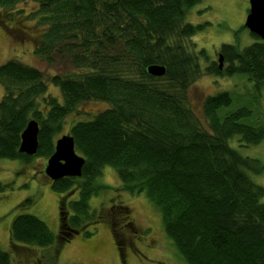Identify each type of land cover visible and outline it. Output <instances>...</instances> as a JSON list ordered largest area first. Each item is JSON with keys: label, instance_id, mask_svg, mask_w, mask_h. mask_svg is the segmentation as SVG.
I'll return each instance as SVG.
<instances>
[{"label": "trees", "instance_id": "1", "mask_svg": "<svg viewBox=\"0 0 264 264\" xmlns=\"http://www.w3.org/2000/svg\"><path fill=\"white\" fill-rule=\"evenodd\" d=\"M199 2L0 0L5 27V18L33 24L37 58L48 65L58 58L73 69L44 74L13 58L0 65V161H48L62 136L73 138L84 160L80 177L50 184L60 196L58 235L25 212L27 201L18 203L0 264H12V250L20 247L45 250L59 239L62 245L91 237L102 211L89 201L107 189L99 184L104 168L114 171L123 192L146 202L180 264H264V188L252 179L264 166L240 152L264 140V43L243 24L252 43L223 44L215 51L218 63L211 60L215 52L192 41L210 24L186 20ZM29 3L35 9L28 13L18 7ZM153 66L164 75H151ZM204 75L249 86L235 100L221 91L195 107L189 93ZM87 102L108 107L81 113ZM31 121L39 129L34 156L19 151ZM9 184L0 183V203L11 197L4 196Z\"/></svg>", "mask_w": 264, "mask_h": 264}, {"label": "rangeland", "instance_id": "2", "mask_svg": "<svg viewBox=\"0 0 264 264\" xmlns=\"http://www.w3.org/2000/svg\"><path fill=\"white\" fill-rule=\"evenodd\" d=\"M248 4L249 0H200L188 14L191 18L187 17L186 20L192 24L208 22L210 26L196 34L192 41L198 48L205 49L209 55L218 51L223 44H236L240 47L250 45L252 38L246 29H242L248 13ZM18 7L24 9L26 13L35 9L30 3ZM23 19L21 23L17 19L12 23L5 18L7 23L5 27L0 16V65L13 58L37 68L44 74L71 73L73 69L64 60L57 58L54 65H48L46 61L34 55V41L30 38L34 36L31 28L33 24L26 18ZM215 55L216 52L210 58L218 63ZM202 65L207 67L208 63ZM237 77L240 76L232 78ZM245 81V87L238 89L233 87L237 79L221 78L218 81L210 75H204L191 87L190 100L195 107H198L206 96L221 91H230L235 100L237 91L249 86V82ZM241 84V81L238 82L239 87ZM261 93L262 105L264 89ZM2 97L3 89L0 86V100ZM107 107L108 105L104 103L87 102L80 107V112L97 113ZM79 117L80 115L74 116L73 120ZM66 132L65 125L63 134ZM234 142L232 141L230 145L235 148ZM240 152L264 166V140L257 146L240 149ZM35 154L36 151L28 155ZM27 161H0V183H10L11 190L4 195L11 197L0 203L2 250L10 248L8 231L14 214L11 209L21 202L27 201L26 207L29 208L25 212L44 221L55 236L59 232L60 196L50 189L52 180L45 172L48 161L35 156ZM252 179L264 188V170L262 174L253 175ZM99 184L106 186L107 189L101 197H92L89 201L91 209L102 211L98 220L100 225L91 237L84 239L77 235L66 242L67 244L62 245L59 243L63 242V239H59L52 248L45 250L20 247L12 250L11 257L14 258L12 264H40V262L43 264H180L168 244L162 225L159 223L153 225L155 220L142 197L123 192L118 178L110 168L102 170ZM130 222H134L135 228Z\"/></svg>", "mask_w": 264, "mask_h": 264}, {"label": "water", "instance_id": "3", "mask_svg": "<svg viewBox=\"0 0 264 264\" xmlns=\"http://www.w3.org/2000/svg\"><path fill=\"white\" fill-rule=\"evenodd\" d=\"M249 10L245 18L244 27L258 36L264 43V0H249ZM221 62V60H219ZM220 68V66H219ZM148 72L156 77L164 75L162 67H149ZM38 126L31 121L22 134L19 151L33 154L37 150ZM84 160L74 152V141L70 136H62L56 141L53 155L48 159L45 168L46 175L52 181L65 177H80Z\"/></svg>", "mask_w": 264, "mask_h": 264}, {"label": "flooded vegetation", "instance_id": "4", "mask_svg": "<svg viewBox=\"0 0 264 264\" xmlns=\"http://www.w3.org/2000/svg\"><path fill=\"white\" fill-rule=\"evenodd\" d=\"M133 234H136V233H133Z\"/></svg>", "mask_w": 264, "mask_h": 264}]
</instances>
